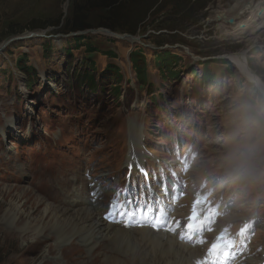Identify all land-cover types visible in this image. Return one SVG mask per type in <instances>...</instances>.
Returning <instances> with one entry per match:
<instances>
[{
	"label": "rangeland",
	"instance_id": "1",
	"mask_svg": "<svg viewBox=\"0 0 264 264\" xmlns=\"http://www.w3.org/2000/svg\"><path fill=\"white\" fill-rule=\"evenodd\" d=\"M198 1H188L192 4L184 9L177 0H0V264H110L105 254L117 256L116 250L100 236L95 241L101 245L90 242L88 250L86 240L64 241L56 230L36 233L21 224L30 215L40 216L41 198L69 211L82 209L83 203L90 210L100 208L93 215L101 222L105 199L87 204L92 187L86 175L106 179L101 191L112 189L122 180L136 135L142 148L160 157L174 158L176 145L180 151L196 150L191 185L204 177L202 185L214 186L228 210L223 223L254 218L262 242L264 99L226 61L231 53H244L245 63L264 83V21L236 39L224 33L231 24L223 30L213 16L236 0ZM173 6L184 11L168 13ZM80 24L90 28L78 35L82 41L75 46L66 30ZM105 24L118 34H128L121 33L122 25L137 26L134 40L95 32L109 30L101 27ZM135 52L145 58L147 86L136 79ZM158 52L177 57L164 73ZM20 57L34 71L18 69ZM87 61L94 62V92L80 78L79 66ZM205 62L206 71L219 76L214 83L201 79ZM109 65L117 67L120 80L108 79ZM28 77L34 81L30 88ZM114 85L118 95L110 90ZM66 173L69 186L60 176ZM49 184L60 187L53 201L45 195ZM72 200L79 204L74 207ZM11 201L22 205L18 223L8 220ZM118 248L125 253L124 264L139 263V256Z\"/></svg>",
	"mask_w": 264,
	"mask_h": 264
},
{
	"label": "bare ground",
	"instance_id": "2",
	"mask_svg": "<svg viewBox=\"0 0 264 264\" xmlns=\"http://www.w3.org/2000/svg\"><path fill=\"white\" fill-rule=\"evenodd\" d=\"M230 14L232 15L230 16ZM213 16L218 21V26L223 28V30L227 27L226 22L231 24L224 30V33L227 36H233L238 39L240 35L246 34V32L251 33L253 30L257 29L264 21V18H262V16H264V0H236L232 7L229 6L226 9H219L215 11ZM229 17L233 19L232 22L228 21ZM259 19H262L260 23H258ZM228 58L249 82L262 88L264 93V85L262 81L258 79L254 72L245 63L244 53H231L228 55ZM134 137V141L131 139V149L133 148L136 151H140V143L137 139L138 137L137 135ZM134 137L132 136V138ZM128 161L129 156L126 164ZM60 176L65 181L67 186L71 184L70 181L65 180L64 174ZM57 187L58 188L50 189L49 184V186L45 188V195L49 200H55L52 194L57 195V193L60 192V187ZM92 190L93 189H90V191ZM38 200V205L42 206L40 216L35 219L31 218V215L28 216L26 221L21 224L22 229H26L27 231L34 230L36 233H42L44 229H53L56 230L57 234L60 238L64 239V241L65 239L78 238L80 241L86 240V243L88 244L90 242H95L96 244L101 245L100 241H104L106 239L105 241L114 246V250H116L115 253L117 255L111 256L109 254H105V261H110V264H124L122 261L123 259H120L125 253H120V249L118 247L122 248L124 251L130 252V254L126 256H132L135 257V259L139 256V263L137 264H196L197 260H199L202 255V249L192 248L178 243L172 236L148 231L144 228L123 229L118 225L106 224L101 218L100 222V220L98 218L96 219L93 215H98L101 210L100 208H92V210H90L87 207L85 208L83 203L82 207H80L82 209L69 211L66 209H58L54 205L52 206L50 204H46L42 198ZM76 204H79V201L77 200L74 202L72 200L71 205L76 207ZM21 206L22 205L18 204L17 201H11V206L8 210L9 215H7L10 223H18L16 221V216L23 213L20 209ZM97 236L101 237L99 242L95 241ZM91 245L89 244L88 250L91 249ZM105 247L112 251V249L107 245ZM244 264H253V259L246 260Z\"/></svg>",
	"mask_w": 264,
	"mask_h": 264
},
{
	"label": "trees",
	"instance_id": "3",
	"mask_svg": "<svg viewBox=\"0 0 264 264\" xmlns=\"http://www.w3.org/2000/svg\"><path fill=\"white\" fill-rule=\"evenodd\" d=\"M165 1H167V0H165ZM188 1H190V0H184V1L177 0V5H179L180 8L186 5L184 7V9H186L189 7V5L192 4V2H191V4H188L189 3ZM108 4H109V2H107L106 4L104 3V6H108ZM184 9H181V11H184ZM173 11L181 12L178 9V7L173 6V7H171L170 12H168V13H172ZM72 13H74V12H72ZM178 15H179V13H178ZM142 19H143V17H141L137 21V23L141 22ZM105 25L106 26L102 25L101 27L108 28L109 30L115 32L113 29V26L108 25V24H105ZM136 27L137 26H130L129 25V27L125 28L124 25H122L120 30H122L121 33H128V34L135 35L136 30H137ZM89 28L90 27L87 25L80 24V25H75L74 27L69 28L66 31L69 34L72 32L83 31V30L89 29ZM72 40L75 41V46H77V45H79L80 41L82 40V37L76 36V37H73ZM70 53H71V49H67L66 54L70 55ZM155 58H156L157 63L159 64V66L163 69L162 70L163 73H164L165 68L166 69H168L169 67L172 68L173 64H176V62H177L176 55L171 53V52H158L155 54ZM22 59L23 58L20 57L16 61L17 68L22 70L25 73H28V74L31 73V71H34V68L27 67L24 63L21 64ZM131 62L133 65L134 72L136 74L137 81L141 82V84H140L141 86H144L145 84H144L143 79H144V74L146 71V68L144 66V62H145L144 56L140 55V53L135 52L134 54H131ZM205 64H208V62H206ZM93 66H94V62L88 61L87 63H81L79 66V70L81 71V75H80L81 82L84 83L85 86L89 87L90 90L94 92L96 90L97 84L93 80V75H92V70L94 69ZM106 70L108 72V74L106 76H108L109 80L115 79L116 81H118L121 79V76L118 73L117 67L109 65L106 67ZM80 71L78 72V74L80 73ZM218 77L219 76H216L213 72L208 71V70L206 71V69L204 68V73H203L204 83L205 82H214V81L219 79ZM32 82H34L32 80V77H28V81L26 83V86L28 88L32 87V84H33ZM110 90L114 91V93H116V95H118V93H119L116 85H114L113 87L110 86Z\"/></svg>",
	"mask_w": 264,
	"mask_h": 264
},
{
	"label": "snow or ice",
	"instance_id": "4",
	"mask_svg": "<svg viewBox=\"0 0 264 264\" xmlns=\"http://www.w3.org/2000/svg\"><path fill=\"white\" fill-rule=\"evenodd\" d=\"M116 217H119V222H124L127 227H143L147 225L156 230H160L161 228L165 231L176 230L175 227L169 225L168 218L162 211L158 210L154 214L151 206L147 204L140 205L127 198L123 202L119 198H116L112 205H110V211L106 215V219H112L113 222H117ZM189 221L187 228L191 230L199 223L198 215L190 217ZM178 226L177 224L176 227Z\"/></svg>",
	"mask_w": 264,
	"mask_h": 264
},
{
	"label": "water",
	"instance_id": "5",
	"mask_svg": "<svg viewBox=\"0 0 264 264\" xmlns=\"http://www.w3.org/2000/svg\"><path fill=\"white\" fill-rule=\"evenodd\" d=\"M228 21H229V22H232L233 19L230 17V18L228 19ZM98 32H104V33H107V34L109 33L111 36L116 37V38H118V39L124 37V36L118 35V34H116V33L110 32V31H108V30H98ZM258 89H259V88H258ZM259 90H260V89H259ZM260 93L263 94V92H262L261 90H260ZM263 96H264V94H263Z\"/></svg>",
	"mask_w": 264,
	"mask_h": 264
}]
</instances>
